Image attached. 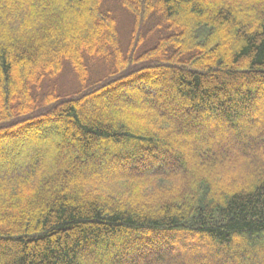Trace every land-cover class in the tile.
<instances>
[{"label":"trees","instance_id":"1","mask_svg":"<svg viewBox=\"0 0 264 264\" xmlns=\"http://www.w3.org/2000/svg\"><path fill=\"white\" fill-rule=\"evenodd\" d=\"M167 73L180 115L223 123L240 153L193 133L183 148L159 91L112 97ZM263 86L264 0H0V264H264ZM112 156L154 168L86 173Z\"/></svg>","mask_w":264,"mask_h":264},{"label":"rangeland","instance_id":"2","mask_svg":"<svg viewBox=\"0 0 264 264\" xmlns=\"http://www.w3.org/2000/svg\"><path fill=\"white\" fill-rule=\"evenodd\" d=\"M241 11V10H240ZM247 11V10H246ZM243 11V12H246ZM237 12V10H236ZM249 16V13L247 14ZM239 16V14H238ZM252 18V17H251ZM120 31H121V40H122V44L125 47L128 43L129 37H130V26L126 27L125 24L121 25L120 27ZM222 42V44L224 45V39L223 37L220 40ZM145 46H143L141 49H143ZM192 69H194L195 71H205L206 67H201V68H196V67H192ZM219 70H221L220 68H215L214 69V73L218 72ZM18 79L22 78L23 76L21 75V73L19 71H17V76ZM164 82L157 81L156 82V88H152V87H147L146 84H143L142 86H139L138 84L135 86H130V87H124L122 89H120V91L116 92L115 94H112V97H114L115 95L118 94L120 100H122V103H127V101H137V102H142V101H149V98H151L155 93H157L158 91L161 93V96H157L159 97L157 99V102L155 103L154 101H152V104L161 108V109H165L169 112L175 113V116L177 118L178 121H180L181 123H183L185 126H187V130L184 132V137L185 139L182 141L183 145L186 146L188 145L189 141V137L192 136L193 134H195V136L197 137H201L202 139H204L205 141L208 140V137L211 139L212 137H218L219 141L218 143H220L221 145H223L221 142L223 141L224 143H233L236 148H235V153L234 154H238L240 153V139L230 133V131L223 125V123L216 121L215 119L211 118L209 119L211 122L210 123H198V122H194L192 120H190L189 116L186 115V113H182V115H180L181 112L184 111L186 105L183 104L182 102H172L170 100V95L175 93V83L173 81V79L171 78L170 74H165L164 77ZM164 83V84H163ZM139 86V87H138ZM260 96L261 99L260 101L257 102V104L255 105V107H253V112L256 115V117L252 118L250 117L248 119V124L250 126V128H252V130H256L259 131L260 129H264V86L261 87L260 89ZM116 105H121V103L116 102ZM108 106V105H107ZM106 106L103 105L102 108H105ZM106 115H114V114H118V110L117 108H113L112 110L109 109ZM262 119V120H261ZM202 119H199V122H201ZM123 123V122H121ZM113 125H115V122H112ZM69 130H72V126L70 125ZM193 133V134H192ZM207 139V140H206ZM209 141V140H208ZM168 146H166V148L163 150V154H168L170 151L169 148H167ZM66 148V152H64V156H66L68 158L69 153L68 151L71 150V146L69 144H66L65 146ZM48 152V151H47ZM195 153H197V155H199L200 157L203 158V156L207 157L210 159V157L212 158V154L210 152V148L208 150H205L203 148H200L198 150L195 151ZM176 154H178L180 157L179 159H183L186 157L187 153L186 151H181V152H176ZM79 156V154L77 155ZM236 156V155H235ZM69 161H71V159H68L66 161V165L69 163ZM24 160L20 161L19 163L24 164ZM45 163H47V158L44 161ZM144 162H146V165L144 164ZM175 161H172L170 166H175ZM12 163V161L10 162ZM14 163V162H13ZM131 166H136L142 169H153L154 165L151 163V161L144 159L141 160L139 162L136 163H132L129 160H127V158H120L117 159L114 156L109 157L107 160H101L100 158L98 159V161L96 163H92L91 166H89L88 172H86L87 174H91L93 176H105L111 172H117V173H121L127 169H129ZM196 168H208L209 164L208 162L204 159L203 160H199L198 162L195 163ZM218 168L220 169L222 173H226V169L228 166H225L223 163H219L218 164ZM83 202H85V200L82 199ZM187 243L184 241L183 237H177V242L172 246L173 250H176L177 248H180L182 250H192L193 252L195 250H197L196 246H192L190 247H186ZM208 248V247H207ZM139 250V249H138ZM142 250V249H141ZM155 251H162L167 253L164 248H162L161 246H157L155 247ZM171 252V251H170ZM196 252V251H195ZM142 254V251H138L137 254ZM138 254V255H139ZM111 255V254H110ZM109 255V256H110ZM107 255H105L104 257V261L107 260V258L109 257ZM95 258V254H93L91 257H89V259H87L86 264H99V262L94 260ZM209 260L211 263H214L216 261V258L214 256H210ZM95 261V262H94ZM128 264V263H127Z\"/></svg>","mask_w":264,"mask_h":264}]
</instances>
